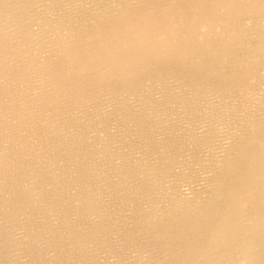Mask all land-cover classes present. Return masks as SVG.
Returning <instances> with one entry per match:
<instances>
[{
	"label": "rangeland",
	"instance_id": "rangeland-1",
	"mask_svg": "<svg viewBox=\"0 0 264 264\" xmlns=\"http://www.w3.org/2000/svg\"><path fill=\"white\" fill-rule=\"evenodd\" d=\"M150 1L0 0V264H264V0H170L183 49L85 72Z\"/></svg>",
	"mask_w": 264,
	"mask_h": 264
},
{
	"label": "bare ground",
	"instance_id": "bare-ground-1",
	"mask_svg": "<svg viewBox=\"0 0 264 264\" xmlns=\"http://www.w3.org/2000/svg\"><path fill=\"white\" fill-rule=\"evenodd\" d=\"M169 1L170 0H152L149 2L148 5H143L141 6L136 13H133L131 16L128 15L126 18H128L125 23H123L119 29L117 31V33L121 34L120 35V39L122 44H123V48L121 49V51H117L115 49H111L109 53H107L106 55H100V54H94L93 56H91L92 61L90 60L89 63L84 67L85 68V72L88 69H99V75L97 76L100 79L103 78H108L109 76H112L114 74H117L118 72H123L126 69H128L130 66L132 65H137L139 67H142L143 65H145L144 61H147L148 58H152L155 57L157 60L159 59H164L167 56H169L171 53H174L176 51H179L180 47L184 48V46H181L179 43L175 44L173 42V32H175L177 35V31L176 30H170L169 26L167 25L166 19L167 16L170 13L169 10L171 9L169 7ZM234 1V0H233ZM259 1V0H258ZM2 2V1H1ZM29 2V1H28ZM246 2V1H245ZM3 3V2H2ZM215 3V4H214ZM212 5L216 6V7H220L221 3L220 2H214ZM222 4H226L225 2H222ZM228 6V5H227ZM29 7V6H27ZM250 9H256V5L255 7L253 6V4H251ZM157 8H164L165 12H163L165 15L164 17L160 18L159 22H156V20L153 19V16H151V14L154 12V10H156ZM49 9V8H48ZM218 9V8H217ZM212 10L209 13H204V15L201 17L200 20V24L205 26L206 28H212L215 26L216 23H218V20L221 21V17H223V19L225 20L226 17H231V15L228 13V15L226 14H222L221 17L220 16H216L217 14L215 12L212 11H218V10ZM136 10V9H135ZM9 11V10H8ZM17 11V10H16ZM29 11V10H28ZM31 11V9H30ZM191 10H186V14H188ZM168 13V14H167ZM21 14V13H20ZM51 15V14H50ZM167 15V16H166ZM4 16V15H3ZM125 16V15H124ZM1 17V16H0ZM56 18V17H55ZM23 19V17H22ZM11 20V19H10ZM15 20V19H14ZM25 20V17H24ZM235 20V19H234ZM22 21V20H21ZM59 21V20H58ZM140 21H145L147 23H143L141 25H139ZM16 23V22H15ZM22 23V22H21ZM37 24V23H36ZM1 25V24H0ZM127 27V28H122V27ZM5 27V25H4ZM17 27V26H16ZM28 27V26H26ZM32 28V27H31ZM217 28V27H216ZM219 28V27H218ZM5 29V28H4ZM30 29V28H29ZM8 31V30H7ZM11 31V29H10ZM31 31V29H30ZM18 32V31H17ZM10 33V32H9ZM12 34V33H10ZM35 34V33H34ZM3 35V34H2ZM1 35V36H2ZM6 35V34H5ZM13 36V35H11ZM115 36V35H114ZM13 38V37H12ZM11 38V39H12ZM27 38V37H26ZM42 38V37H41ZM40 38V39H41ZM6 39V38H3ZM1 42V41H0ZM4 42V41H3ZM44 42V41H43ZM12 43V42H10ZM187 44V42H186ZM7 45V44H6ZM2 46V45H1ZM9 46V45H8ZM7 46V47H8ZM187 46V45H186ZM188 47V46H187ZM182 48V49H183ZM4 49V48H3ZM13 49V48H12ZM7 52V51H6ZM5 51H3V53H6ZM10 52V51H9ZM18 52V51H17ZM14 54V53H11ZM32 54V53H31ZM29 55V54H28ZM12 56V55H10ZM18 57V55H17ZM27 60V59H26ZM3 61V59H2ZM103 61V62H101ZM170 61V60H169ZM8 62V61H7ZM171 62V61H170ZM38 63V61H37ZM15 64V63H14ZM23 64V63H22ZM44 64V63H43ZM28 65V64H27ZM260 65V64H259ZM17 66V65H16ZM4 69V68H3ZM4 71V70H3ZM181 71V70H180ZM21 72V71H20ZM26 72V71H25ZM167 72V71H166ZM256 72V71H255ZM170 73V72H169ZM179 73V72H178ZM5 75V74H3ZM253 76V75H252ZM9 78V77H8ZM11 78V77H10ZM20 78V77H19ZM182 79V78H181ZM178 80V79H177ZM208 80V79H207ZM206 80V81H207ZM38 81V80H37ZM11 82V81H10ZM214 82V81H213ZM8 83V82H7ZM56 83V82H55ZM231 83V82H230ZM57 84V83H56ZM147 84V83H146ZM213 84V83H211ZM28 85V84H27ZM206 85V84H205ZM247 85V84H246ZM210 86V85H209ZM227 86V84H226ZM245 86V85H244ZM7 88V87H6ZM22 88V87H21ZM217 88V87H216ZM220 88V87H219ZM218 88V89H219ZM252 89V88H251ZM248 89V90H251ZM223 90V89H222ZM240 90V89H239ZM22 91V90H21ZM71 91V90H70ZM211 91V90H210ZM225 91V90H224ZM6 92V91H5ZM220 92V91H219ZM205 93V92H204ZM225 93V92H224ZM232 93V92H231ZM2 94V93H1ZM19 94V93H18ZM208 94V93H206ZM217 94V93H216ZM5 95V94H3ZM63 95V94H62ZM219 95V93H218ZM224 95V94H223ZM20 96V94H19ZM30 96V95H29ZM25 97V96H24ZM71 97V96H70ZM4 98L5 97H1ZM49 98V97H48ZM7 99V98H6ZM30 99V98H29ZM11 100V99H10ZM18 100V99H17ZM53 100V99H52ZM1 101V100H0ZM3 101V100H2ZM6 101V100H5ZM27 101V100H26ZM33 101V100H32ZM63 101V100H62ZM45 102V101H44ZM52 102V101H51ZM49 103V102H48ZM70 103V102H69ZM5 104V103H4ZM33 104V103H31ZM35 104V103H34ZM39 104V103H38ZM2 105V104H0ZM9 105V104H8ZM29 105V104H28ZM32 106V105H31ZM30 106V107H31ZM45 106V105H44ZM49 107V106H48ZM63 107V106H61ZM93 107V106H92ZM117 107V106H116ZM9 109V107H7ZM18 108H20L18 106ZM38 108V107H36ZM50 109V108H49ZM58 109V108H56ZM28 110V108H26V111ZM46 110V109H45ZM63 110V109H62ZM135 110V109H134ZM37 111V110H36ZM50 111V110H49ZM60 111V109H59ZM43 112V111H42ZM57 112V111H56ZM62 112V111H61ZM65 112V111H64ZM16 113V112H15ZM39 113V111H38ZM60 113V112H59ZM19 114V112H18ZM23 114V113H21ZM40 114V113H39ZM62 114V113H61ZM262 114V113H261ZM127 115V114H126ZM18 117V116H17ZM27 118V117H25ZM32 118V117H31ZM19 119V118H18ZM249 119V118H248ZM256 119V118H255ZM35 120V119H34ZM251 120V119H250ZM249 120V121H250ZM21 121V120H20ZM249 123V122H248ZM139 124V123H138ZM24 125V124H21ZM30 127V126H29ZM29 129V128H28ZM245 129V128H244ZM247 129V128H246ZM27 130V129H26ZM31 130V129H29ZM33 131V130H32ZM36 132V131H35ZM17 133V132H16ZM15 134V133H14ZM8 135V134H7ZM250 135V134H249ZM15 136V135H14ZM13 136V137H14ZM31 136V135H29ZM12 137V136H11ZM18 137V136H17ZM40 137V136H39ZM23 138V137H22ZM28 138V137H27ZM42 138V137H41ZM16 139V138H14ZM18 139V138H17ZM99 139V138H98ZM236 139V138H235ZM21 139H19L20 141ZM28 140V139H27ZM81 140V139H80ZM9 141V140H8ZM45 141V140H44ZM21 144V143H20ZM29 144V143H28ZM245 144V143H244ZM15 145V144H14ZM38 145V144H37ZM173 145V144H172ZM17 146V145H16ZM44 146V145H43ZM15 147V146H14ZM30 147V146H29ZM22 148V147H21ZM50 148V147H49ZM179 148V147H178ZM236 148V147H235ZM20 149V148H19ZM32 149V148H31ZM81 149V148H80ZM25 150V149H24ZM45 150V149H44ZM12 151V150H11ZM52 151V150H51ZM239 151V150H238ZM9 152V151H8ZM57 152V151H56ZM25 153V152H24ZM197 153V152H196ZM13 154V152H12ZM27 154V153H26ZM29 154V153H28ZM32 154V153H31ZM30 154V155H31ZM35 154V153H34ZM229 154V153H228ZM8 156V155H7ZM18 157V155H16ZM22 156V155H21ZM4 157V156H3ZM11 157V156H10ZM20 157V156H19ZM24 157V156H23ZM32 157V156H31ZM46 157V156H45ZM48 157V156H47ZM46 157V158H47ZM16 158V157H15ZM27 157H25L26 159ZM29 158V157H28ZM33 159V158H32ZM54 159V158H53ZM178 159V158H177ZM225 159V158H224ZM227 159V158H226ZM229 159V158H228ZM8 158H6V162H7ZM13 160V159H11ZM230 160V159H229ZM255 160V159H254ZM18 161V160H17ZM44 161V160H43ZM42 161V162H43ZM48 161H50L48 159ZM179 161V160H178ZM222 161V160H221ZM3 162V160H2ZM32 163H35L33 161H30ZM40 162V161H39ZM46 163V161H44ZM7 164V163H6ZM11 164V163H9ZM19 164V163H18ZM27 164V163H26ZM31 163H29L30 165ZM4 165V164H3ZM13 165V164H11ZM28 165V164H27ZM58 165V164H57ZM16 166V165H14ZM20 166V165H19ZM12 167V166H11ZM25 167V166H24ZM43 167V166H42ZM45 167V164H44ZM5 168V167H4ZM7 169V168H5ZM13 169V168H12ZM18 169V167H17ZM32 169V167H31ZM49 170V169H48ZM6 171V170H5ZM38 171V170H37ZM42 171V170H41ZM1 172V171H0ZM17 172V171H16ZM19 172V171H18ZM25 172V171H23ZM39 172V171H38ZM43 172V171H42ZM83 172V171H82ZM12 173V172H11ZM21 173V172H20ZM19 173V174H20ZM37 173V172H36ZM126 173V172H125ZM40 174V173H39ZM4 175V174H3ZM11 175V174H10ZM44 175V174H43ZM92 175V174H91ZM9 176V174H8ZM16 177V176H15ZM80 177V176H79ZM84 177V176H83ZM6 178V177H5ZM20 178V177H19ZM32 178V177H31ZM17 179V178H16ZM22 181H23V177H21ZM30 179V177H29ZM83 179V178H82ZM7 180V179H6ZM11 180H13V178H11ZM25 180V179H24ZM76 180V178H75ZM74 180V181H75ZM81 180V179H80ZM118 180V179H117ZM17 184L19 183V179L17 180ZM36 180L34 179V182ZM24 182V181H23ZM32 182V181H31ZM51 182V181H50ZM58 182V181H56ZM77 182V181H76ZM6 183V181H5ZM10 183V182H9ZM33 183V182H32ZM23 184V183H22ZM77 184V183H76ZM86 184V183H84ZM256 184V183H255ZM24 185V184H23ZM12 186V185H11ZM17 186V185H16ZM22 186V185H21ZM35 186V185H34ZM40 186V185H39ZM16 188V187H15ZM13 190V189H12ZM20 190V189H19ZM65 191V190H64ZM121 191V189H120ZM77 193V191H76ZM10 194V193H9ZM83 194V193H82ZM18 196V195H17ZM66 196V195H65ZM13 197V196H12ZM24 197V196H23ZM37 197V196H36ZM78 198V197H77ZM1 199V198H0ZM20 199V198H19ZM6 200V199H5ZM24 200V199H23ZM44 200V199H43ZM79 201H81L79 199ZM67 202V201H66ZM82 202V201H81ZM134 202V201H133ZM17 203V202H16ZM121 203V202H120ZM24 204V203H23ZM82 204V203H81ZM88 204V203H87ZM61 205V204H60ZM86 205V203H85ZM97 205V204H96ZM102 205V204H100ZM136 205V204H135ZM162 205V204H161ZM98 206V205H97ZM124 206V205H123ZM122 206V207H123ZM100 207V206H99ZM23 208V207H22ZM87 208V207H86ZM118 208V207H117ZM60 209V208H59ZM100 209V208H99ZM92 210V209H91ZM98 210V209H97ZM72 211V209H71ZM76 211V210H75ZM73 212V211H72ZM214 212V211H213ZM19 213V212H18ZM219 213V211H218ZM7 214V213H6ZM96 214V213H95ZM141 214V213H140ZM9 215V214H8ZM73 215V214H72ZM85 215V214H84ZM110 215V214H109ZM139 215V214H138ZM114 216V215H113ZM66 217V216H65ZM79 217V216H78ZM61 218V217H60ZM81 218V216L79 217ZM262 218V217H261ZM14 219V218H13ZM18 219V218H17ZM263 219V218H262ZM81 221V220H80ZM36 222V221H35ZM79 222V221H78ZM131 222V221H130ZM71 223V222H70ZM29 224V223H28ZM35 226V225H34ZM74 226V225H73ZM65 227V226H63ZM57 229V228H56ZM38 230V229H37ZM58 230V229H57ZM126 230V229H125ZM99 231V230H98ZM4 232V231H3ZM2 233V232H1ZM18 233V232H17ZM51 234V233H50ZM98 234V233H97ZM127 234V233H126ZM128 235V234H127ZM57 236V235H56ZM126 237V235H125ZM2 238V237H1ZM55 238V236H54ZM114 238V237H113ZM3 239V238H2ZM78 239V238H77ZM123 239V238H122ZM131 239V238H130ZM55 240V239H53ZM57 240V238H56ZM133 240V239H131ZM2 243V242H1ZM53 243V242H52ZM54 244V243H53ZM52 244V245H53ZM125 244V243H124ZM25 247V246H24ZM169 249V247H167ZM203 249V248H202ZM194 250V249H193ZM196 250V249H195ZM82 251V250H81ZM191 251V250H190ZM164 252V251H163ZM193 253V252H192ZM195 253V252H194ZM188 254L187 253V258H188ZM194 255V254H193ZM196 255V254H195ZM198 256L199 253L197 254ZM60 256V255H59ZM202 256V255H201ZM196 257V256H194ZM203 257V256H202ZM205 257V255H204ZM191 258V257H190ZM192 259V258H191ZM200 259V257L198 258V260ZM82 260V259H81ZM188 260V259H187ZM2 262V261H0ZM191 262V261H190Z\"/></svg>",
	"mask_w": 264,
	"mask_h": 264
}]
</instances>
